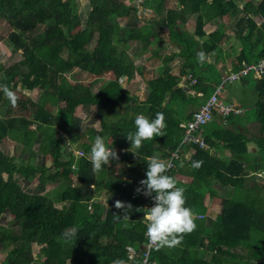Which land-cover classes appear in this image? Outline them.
Returning <instances> with one entry per match:
<instances>
[{
	"label": "trees",
	"instance_id": "obj_1",
	"mask_svg": "<svg viewBox=\"0 0 264 264\" xmlns=\"http://www.w3.org/2000/svg\"><path fill=\"white\" fill-rule=\"evenodd\" d=\"M86 1L88 11L85 19H81L74 0H0V19L10 29L5 43L23 57L5 69L0 67V83L9 87L20 83L30 91L38 88L64 104L52 112L41 100L26 126L22 125V117L5 119L0 115V250L7 251L1 264H113L117 259L138 264L146 242V223L143 192L138 193L136 189L146 178V158L169 156L182 138L180 124L190 118L189 107L182 109L183 102L191 103V108L201 104L222 77L215 63L202 64L198 55L200 48L203 55L214 54L215 62L229 58L231 71H238L243 61L251 63L264 57V0H176L177 8H168L166 0H143V10L158 17L151 26L143 27H135L137 15L142 11L126 4L127 0ZM192 14L196 15V38L176 28V23L184 24ZM226 16L237 19L235 40L240 50L233 59L221 49L224 23L207 35L201 29L204 23ZM119 18L126 19L122 27L117 22ZM256 19L262 21L258 24ZM162 26L177 52L163 56V68L151 76L142 64L135 66L133 58H140L150 45L153 53L149 58L159 57L158 31ZM78 27L81 29L73 33ZM199 38L204 40L201 42ZM91 43L90 51H85ZM257 46L260 51L252 54ZM176 55L186 70L180 74V81L168 73V64ZM73 68L90 78L93 76L90 85L70 83L66 74ZM106 71H112L116 78L94 92L93 85ZM136 73L147 88L143 101L129 95L119 84L120 78L133 80ZM247 82H252L257 98L252 115L259 128L250 138H247L246 126L241 129V123H245L242 117L246 118L248 111L240 117H228L227 122L232 124L224 126L214 117L203 127L208 149L197 148L185 162L187 165L177 164L169 172L171 176L178 173L191 177L189 183L177 186L185 189L186 206L203 217L194 220L196 227L191 232L181 234L179 244L172 247L156 244L149 255L150 262L264 264V185H259L254 177L246 179L248 170L264 171V77L243 80L244 84ZM3 99L0 94V102ZM196 99L200 102H195ZM90 105L96 108L100 119L96 135H102L112 148L124 151L123 155L117 153L118 159L110 161L109 167L98 170L101 176L87 158H80L77 165L72 164L73 159H61L64 152L59 147L57 130L67 136L68 144L79 141L75 109ZM157 112L165 117L164 135L144 141L139 149L130 145L126 135L135 131L136 115L142 113L151 118ZM116 115L120 118L116 119ZM25 137L32 143L24 152L14 149L6 153L1 149L5 139L22 143ZM250 142L255 145L256 159L246 157L252 153L247 148ZM89 144H81L85 152H90ZM210 149L229 156L212 155ZM48 152L49 163L45 162ZM39 157L42 161L38 162ZM193 161L202 163L194 168ZM116 165L118 169L114 168ZM106 168L109 171L103 174ZM38 173L47 175L41 179L35 176ZM194 173H200V182ZM20 176L26 182L18 183ZM35 177L39 185L28 189L27 184ZM72 177L76 179L75 185ZM207 178L211 184L206 182ZM60 181L63 186L58 187L56 195L61 207H56L55 201L39 189ZM216 185L228 187L230 195L219 198V213L210 219L204 215V201L206 196L218 197ZM255 186L261 188L257 194ZM100 192L107 195V206L94 198ZM116 201L131 205L128 219H123L122 210L115 208ZM8 215L12 216L9 222L5 220ZM114 215H121V219ZM32 245L39 246L38 259L43 257V261L33 259ZM237 247L244 252L235 253Z\"/></svg>",
	"mask_w": 264,
	"mask_h": 264
},
{
	"label": "rangeland",
	"instance_id": "obj_2",
	"mask_svg": "<svg viewBox=\"0 0 264 264\" xmlns=\"http://www.w3.org/2000/svg\"><path fill=\"white\" fill-rule=\"evenodd\" d=\"M77 3L78 9H77V13L79 15V17L81 19H85V15L87 14L88 8H87V1L86 0H74ZM128 2H126V4H128L131 7H138L139 12L142 11V14H138V23L135 25V27H143L147 24H149L151 26V24L153 23V20L158 19L157 16L154 15V13L149 12V11H145L143 10L144 8V1L142 3H140L142 0H127ZM167 1V7L168 8H177L179 7V3L176 0H166ZM236 18L233 19H228L227 16L223 17L221 19H214L208 23H204L203 24V28L201 27V29H203L202 31L207 34V32H212L214 31L219 25L220 23H224L226 25V28H224V38L221 39V49L224 52L225 55H229L232 59L235 57V55L237 54V52L240 50V45L237 42V40H235V37L238 36L237 34V30L235 28V22H236ZM117 22L119 23V25L122 27L125 23H126V19H117ZM195 26H196V15L192 14L190 15L186 22L184 24L181 23H176V28L179 29L180 31H184L186 34H190L192 35V37L196 38V34H195ZM81 29V27L76 28L74 31H72L73 33L78 32V30ZM39 30H42V28H40ZM10 29L9 27L5 24V22L2 21V19H0V67L5 69L6 67L11 66L12 64L19 62L23 59L21 52H12L8 46L5 43V39L7 37V34L9 33ZM158 36L160 37V41H159V45H160V49L161 51L159 52V57L154 58V59H150L149 57L151 56V53H153V46L150 45L147 50L142 54V56L140 58H133V63L135 66H139V65H143V67L149 72V74L152 76H156L157 73H159L161 70V65H162V59L163 56H167L170 54H173L175 51H177L176 49H173V47L170 44V38L168 36V32L166 30L165 27H160L159 31H158ZM199 40L202 42L204 39L199 38ZM93 45V43H91L86 49L85 51H90L91 46ZM207 60H209V55H207ZM178 60H180L177 55L172 59V61L170 62L171 65H176V63L178 62ZM212 61V58H211ZM213 62V61H212ZM215 66L217 68V70L221 73V75H225L228 71V69L231 68V63H230V59L226 58L223 60V62L220 60V62H215ZM158 68V69H157ZM162 69V68H161ZM199 69V68H198ZM152 74H151V72ZM200 71L201 67H200ZM172 73H175L174 69H171ZM148 74V73H146ZM101 78H99L98 82L95 83L92 87L93 91H97L98 88L106 83L109 80H113L116 78V74H114L112 71H106L103 74L100 75ZM66 79L70 82V83H83L85 85H90V81L93 79V76L90 78L89 76H87L85 73L83 74L82 72H79L76 68H73L72 71L70 73L66 74ZM252 83V82H251ZM250 82H247L246 84H244L242 81H236V82H232V83H226L224 86V89L222 91V95L225 96L226 99H228V101H234L235 103L238 101L237 106H241V108L245 109V112L248 111L246 113L247 116V120L245 121V123H251V125H253V117H252V112H253V107L250 108V101H252L254 98V91H253V85ZM119 84L121 86V88L123 90H128L129 95H136L138 98V101H143L145 99L146 96V85L141 81L139 74H135L133 77V80H126L124 77L119 79ZM16 93L18 100L17 103L13 106L10 105L8 103V101L5 99H3L0 102V109H3L2 114L0 113L2 118H10V117H22L23 118V126H26L29 124V122L32 120L33 115L36 111L37 105H39V102L41 100L45 101V106L49 107L51 109L52 112H54L55 109L58 108H62L64 106V104H62L61 102H59L57 100V98L53 95L50 94H45L46 91L44 93H42L43 90L40 89H34L33 91H30L28 89H24V87H22L20 85V83H18V85H16L15 87L10 86ZM181 87H184V85H181ZM228 94V95H227ZM256 96V95H255ZM256 100V99H255ZM197 101V103L200 102V99H196L195 102ZM256 103V102H255ZM191 103H184L182 104V109H187L189 107V109L187 110L188 113H190V111L192 110V108L190 107ZM250 108V109H248ZM94 109H96L94 107ZM77 108L75 109V113L74 115H76L78 112L76 111ZM116 119L120 118L119 115H116L115 117ZM244 123V126H247ZM32 127H34V125H32ZM252 127L247 126V135L250 138L252 136ZM61 132L59 131L58 136H60L59 139V147L63 150L67 148V151L63 153V156L61 157V159L64 160H69V156L72 153V151L75 149V147L72 146V142H70L67 147H65L66 143H68L67 139L65 138V136H63L64 134H60ZM65 139V142L63 141ZM5 143H6V147L9 148L11 150V152L15 149V147L12 145H17L18 150L21 149L23 152L30 147L31 145V140L29 139V137H25V139L22 141V143H20L19 141H12L9 139H5ZM87 143V145L89 144V147H91V143L92 141H90V137H80L79 136V141L76 143V149L78 150H82L83 152H85L84 149H82L81 144H85ZM249 145H253V143H248V147ZM255 147V146H254ZM60 149V150H61ZM20 151V150H19ZM212 154V153H211ZM213 155V154H212ZM223 155V154H222ZM85 157L90 159V152H85L84 154ZM227 157V156H225ZM246 157H249L250 159L253 158H258L257 154L251 153L246 155ZM51 161V156L48 152V154H46L45 156V162H50ZM110 166V163L107 167ZM118 165L114 166L115 169H118ZM93 168V166H92ZM105 168V167H104ZM94 169V168H93ZM249 169V168H248ZM95 170V169H94ZM98 171V170H97ZM109 171L108 168L104 169V173L103 174H107ZM250 173H252V170H249ZM100 173V174H99ZM99 176H101V172L98 171ZM45 175H47V173L44 174H36L35 176H41V179H44ZM262 176H264V174H261ZM194 177H196L198 179V181L200 182V173H194L193 174ZM4 178H6V175H3ZM16 176H14L15 178ZM256 176H254L255 179ZM264 178V177H263ZM74 179V177L72 178ZM38 178L35 177L32 180L31 186L36 187L38 184ZM206 182L211 184V180L209 178L206 179ZM251 182H247V184H250ZM216 187H218L219 192H218V197H227L230 195V189L228 187H222L220 185H217ZM260 187L259 186H255V191L254 193L257 194L260 191ZM52 191V186L48 183L47 184V192ZM233 191V190H232ZM96 195L98 193H95ZM49 198H51L52 200L55 198L54 194H46ZM100 196V195H99ZM107 196V195H106ZM105 196V197H106ZM208 196H206L205 198H207ZM209 200V204L211 205L210 210H208L206 212V214L210 217V218H214L218 213H219V207H218V201L216 199H213L212 201L210 200V198H208ZM100 205H107L104 197L100 198ZM56 207H60V202L59 204L55 202ZM199 211V210H198ZM12 219V216L8 215L5 217V220H8V222ZM16 229V228H15ZM39 246L37 245H32V250H31V256L33 257L34 260H40L43 261V257L38 259V253H39ZM235 253H242L244 251H242L241 248L237 247L234 250ZM7 251H5L4 249L0 250V264L2 263V261L4 260L5 256H6Z\"/></svg>",
	"mask_w": 264,
	"mask_h": 264
},
{
	"label": "clouds",
	"instance_id": "obj_3",
	"mask_svg": "<svg viewBox=\"0 0 264 264\" xmlns=\"http://www.w3.org/2000/svg\"><path fill=\"white\" fill-rule=\"evenodd\" d=\"M198 55L201 58H203V53H198ZM231 72H236V71H229L225 75H222L220 82L215 86V88H217L221 84L222 78ZM176 77L179 78V76ZM249 78L253 80L263 79V78H256L252 74H250L247 77L238 81L243 82V80ZM0 94H2L4 98H6V100L10 105L14 106L17 103L18 97L15 91L11 87H9L6 83H0ZM222 98L226 99L224 95H222ZM226 100L228 101V99ZM242 114H243V110L240 115ZM240 115H229L228 117L240 116ZM214 117H218L220 122L222 123L219 115L215 114ZM133 123H134L135 131L129 132L126 135V139L130 142V145H135L137 149H139L142 146L144 141L153 140L154 136L159 137L164 135L163 129L166 127V124H165V117L162 112H157L155 116L151 118L142 113L138 114L136 115ZM226 123H227V119H226ZM57 131L59 133L60 130ZM201 133H203V130ZM60 134L62 135L64 133L61 132ZM66 137L67 136H65V138ZM201 138L204 141L205 147L199 148L193 145L181 147L179 150L178 158L173 160L172 167H169L167 161L169 160L170 154L179 148V144L173 151L169 153V156H167L164 159L161 158L160 156H151L146 158L147 159V163H146L147 169L145 172L146 178L142 179L139 182L140 187L137 188L136 191L138 193L142 191L143 192L142 197L143 199H145V203L143 206L144 220L146 223V231L144 233V238L146 239L145 237L146 234L149 240L155 242L158 246L172 247L174 245L179 244L181 239L183 238L181 234L191 232L196 227L194 220L201 219L203 217L202 214L199 215L194 214L193 210L190 207L186 206V197L184 195L185 189L183 187L177 186V184H186V183L181 182L179 179H177L176 174L178 173L174 174L173 176L169 175V172L175 169L177 164L185 163L186 161L188 162L190 158L195 154L197 148L202 150L208 149V145L204 137ZM67 145L68 143H66L65 147H67ZM110 145L111 143H107L102 135L99 134L96 135L91 143L90 159H89L84 156L85 152L76 149V144H72V146L75 147V149L70 154L69 161L70 159H73L72 164L77 165L79 159L84 157L87 158L89 161H91V164L95 170H102L105 166L109 165L110 161H114L118 159L117 153L119 154L121 153L122 155L124 154L123 150H117L118 149L117 147L112 148ZM210 152L213 153L211 149ZM222 154H227V153L222 152L219 154V156H221ZM201 163H202L201 161H193L192 167L199 168ZM76 168L77 166L73 170H75ZM247 173H248V177L256 176L255 180H258L259 185H264V178H263L264 176L261 175L264 174V171H252V173H250L248 170ZM178 175H182V174H178ZM183 176H188V175H183ZM72 184L73 185L76 184L75 178L72 179ZM90 188H93V186H90ZM105 196L106 194L104 192H100L97 195L94 194V198L100 200L101 197H104L107 203V199ZM149 197H151L152 201ZM59 206L61 207V205ZM114 206L116 209L122 210L121 215L123 219H128V213L131 209L130 204H125L121 201H116ZM121 215H114V216H116L117 219H121ZM113 264H125V261L122 259H117L113 261Z\"/></svg>",
	"mask_w": 264,
	"mask_h": 264
},
{
	"label": "built area",
	"instance_id": "obj_4",
	"mask_svg": "<svg viewBox=\"0 0 264 264\" xmlns=\"http://www.w3.org/2000/svg\"><path fill=\"white\" fill-rule=\"evenodd\" d=\"M256 21L259 24L262 19H257ZM250 74L256 78L264 77V57H261L256 62L252 63L241 62L238 71L231 72L222 78L221 84L205 99L200 106V109L191 111L190 118L180 125L183 129L182 138L179 143V148L170 154L169 160L167 161L169 167H172L173 160L178 158L181 147L190 145L199 148L205 147L204 141L200 137V133L202 132L203 127L213 120L215 114L219 115L222 123L225 124L229 115H240L242 113V110L234 101L230 102L222 98V89L226 83L241 80ZM145 237L146 242L144 243V251L141 253L142 255L138 264H156L149 260L150 253L156 249V243L150 241L146 234ZM132 255L133 253L129 256L131 257Z\"/></svg>",
	"mask_w": 264,
	"mask_h": 264
},
{
	"label": "crops",
	"instance_id": "obj_5",
	"mask_svg": "<svg viewBox=\"0 0 264 264\" xmlns=\"http://www.w3.org/2000/svg\"><path fill=\"white\" fill-rule=\"evenodd\" d=\"M203 30V29H202ZM207 34H209V32H207ZM206 34V35H207ZM238 42V41H237ZM203 49L205 50V48H204V46H203ZM260 49V47L259 46H257L255 49H253L252 50V54H256L258 51H260L259 50ZM177 52V51H176ZM204 51H202L201 50V48H200V53H203ZM238 54V53H237ZM207 55H209L210 57H209V60H207ZM211 58H212V61H211ZM226 59V58H225ZM200 61L202 62V64L203 65H212L213 63H214V54H212V53H207L206 55H203V58H201L200 57ZM168 66H169V72L168 73H170L173 77H176V76H179V78H181V76L182 75H180V74H183L186 70H184L183 69V67H182V60L180 59V60H178V62L176 63V65H171V63H169L168 64ZM163 68V67H162ZM171 69H174V71H175V73H172L171 72ZM217 69V68H216ZM230 71H231V69H229ZM202 74V73H201ZM177 78V77H176ZM225 95V94H224ZM228 95V94H227ZM200 96H203V94L200 92ZM254 98L257 100V98H256V96H255V94H254ZM255 99H253L252 101H250L249 103H250V108L251 107H253L254 106V104H255V102H256V100ZM204 102V101H203ZM202 102V103H203ZM201 103V104H202ZM236 103H238V101L236 102ZM239 104V103H238ZM239 108H241V106L239 107ZM250 108H248V109H250ZM254 108V107H253ZM242 110H243V113L245 112V109L244 108H241ZM78 113L75 115V121H76V124H77V126H78V132H79V134L81 135L80 137H95L96 136V132L100 129V119H99V116L96 114V110L94 109V106H79V107H77V110H76ZM243 115V114H242ZM242 115H240V116H242ZM240 116H238V117H240ZM245 117V116H244ZM244 117H242V120L245 122L246 120H247V117L246 118H244ZM252 117H253V125H251V123H245L247 126H251L253 129H252V135L253 134H255V132H256V130L259 128V124L255 121V119H254V116L252 115ZM213 121V120H212ZM211 121V122H212ZM229 124H232V123H229V122H227L226 124H224V123H222V125H224V126H226V125H229ZM242 124V126H240L241 127V129H243V126H244V123H241ZM247 126H246V129H247ZM42 137V136H41ZM247 138H249V137H247ZM10 140V139H9ZM14 147H15V151H17L18 150V147H17V145H14V144H12ZM248 145V144H247ZM32 146H34V147H36V144L35 143H33V145ZM255 146V145H254ZM253 145H249V147L247 146V148H248V150L250 151V152H252V153H254L255 152V147H254ZM1 149L2 150H4V151H6V153L8 152H11V150L9 149V148H7L6 147V143H5V140H4V145L1 147ZM37 149H38V147H37ZM36 149V150H37ZM19 150H21V149H19ZM19 150H18V152H19ZM67 151V148L66 149H64L63 150V152H66ZM39 153V152H38ZM211 153V152H210ZM46 154H48V153H46ZM212 154H217V155H219V153H218V151L217 150H214V152L212 153ZM46 156V155H45ZM221 156H229L228 154H223V155H221ZM42 161V158L41 157H39L38 158V162L39 161ZM35 162V165L36 164H38L37 163V161H34ZM49 163V162H48ZM176 177H177V179H179L181 182H185V183H187V182H189L190 181V177H188V176H183V175H178V174H176ZM246 179H248V176H246ZM17 180H18V183L20 182H26L25 180H24V178H22L21 176L20 177H18L17 178ZM246 183H247V181H246ZM39 185V182H38V184H37V186ZM51 186H52V191H50V192H47V185H45L44 186V188L43 189H39V191L40 192H43L44 194H54L55 195V198L53 199V201H55L56 203H58L59 204V198H58V196L56 195L59 191H58V187L61 185V187L63 186V183L60 181V182H58L57 184H50ZM36 186V187H37ZM217 186V185H216ZM215 186V187H216ZM28 189L30 188V189H32V188H34V189H36V187H33V186H31V184H27V186H26ZM216 189H218V187H216ZM219 190V189H218ZM209 197H207V198H205V201H204V205H205V207H206V212L208 211V210H210V208H211V205L209 204V199H208ZM216 198H218L217 199V201L219 200V197H215L214 199H216ZM211 201L213 200V199H210ZM219 207V206H218ZM219 209V208H218ZM206 212H205V216H208L207 214H206ZM196 215H199V213H195ZM210 218V217H209ZM210 219H212V218H210ZM195 222V221H194Z\"/></svg>",
	"mask_w": 264,
	"mask_h": 264
},
{
	"label": "bare ground",
	"instance_id": "obj_6",
	"mask_svg": "<svg viewBox=\"0 0 264 264\" xmlns=\"http://www.w3.org/2000/svg\"><path fill=\"white\" fill-rule=\"evenodd\" d=\"M142 1H143V0H142ZM256 20H257V19H256ZM14 22H15V21H14ZM43 59H44V58H43ZM51 66H52V65H51ZM181 83H183V82H181ZM191 94L195 97V95H194L193 93H191ZM202 104H203V103H202ZM202 104H200V103L197 104L196 107L194 108V110L200 109V106H201ZM181 124H182V123H181ZM181 124H180V125H181ZM180 127H181V126H180ZM200 137H203L202 133H200Z\"/></svg>",
	"mask_w": 264,
	"mask_h": 264
}]
</instances>
